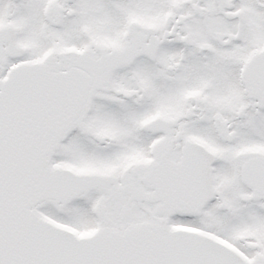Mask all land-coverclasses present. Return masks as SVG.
<instances>
[{"label":"snow or ice","instance_id":"snow-or-ice-1","mask_svg":"<svg viewBox=\"0 0 264 264\" xmlns=\"http://www.w3.org/2000/svg\"><path fill=\"white\" fill-rule=\"evenodd\" d=\"M0 264H264V0H0Z\"/></svg>","mask_w":264,"mask_h":264}]
</instances>
